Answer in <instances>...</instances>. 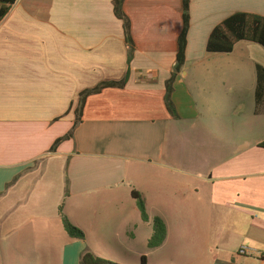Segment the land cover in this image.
I'll list each match as a JSON object with an SVG mask.
<instances>
[{
    "label": "crops",
    "instance_id": "1",
    "mask_svg": "<svg viewBox=\"0 0 264 264\" xmlns=\"http://www.w3.org/2000/svg\"><path fill=\"white\" fill-rule=\"evenodd\" d=\"M114 1L17 0L0 20V264H264V48L205 49L264 0H188L172 112L183 1L124 0L127 31Z\"/></svg>",
    "mask_w": 264,
    "mask_h": 264
},
{
    "label": "trees",
    "instance_id": "2",
    "mask_svg": "<svg viewBox=\"0 0 264 264\" xmlns=\"http://www.w3.org/2000/svg\"><path fill=\"white\" fill-rule=\"evenodd\" d=\"M16 1L17 0H0V20L4 18V16L7 14L9 9L15 4ZM123 1L124 0L114 1L113 4L114 15L118 19L123 20L124 29L127 31L128 22L121 13V5ZM182 1H183V28L178 38V51L176 55V63L173 67V72L171 74V77L169 78L166 84L165 101L167 108L171 112L173 111V109L169 101V96L172 91V84L176 77V74L179 72L181 66L184 64V50L186 44L185 37L188 28V0H182ZM239 41L253 42L264 48V18L258 15L241 13V12L231 14L211 30L206 42L205 49L206 52L208 53H230L234 47V44ZM125 80L126 78H124V80L119 84L102 83L97 87H95L94 89L84 91L80 95L79 108H81L84 98L87 97L88 95L92 93H97L101 89L106 87L121 86L125 82ZM77 123L78 121L76 120L75 124L72 127V130L68 134L54 141L53 145L50 148V152H54L57 146L61 142L72 137V131L77 125ZM132 194L137 198V206L142 220L146 221L147 215L142 200L139 198V196L135 194V192H132ZM59 211L61 212V206L59 207ZM62 222L65 231L72 238H76L79 240H82L84 238L83 233L74 226H72L64 216H62ZM164 238H165L164 225L160 219L155 218L153 220V234L150 240L148 241V247L149 248L158 247L159 245L162 244ZM79 264H118V263L96 257L93 254H91L89 251L85 250L80 255ZM142 264H145L144 257L142 258Z\"/></svg>",
    "mask_w": 264,
    "mask_h": 264
},
{
    "label": "built area",
    "instance_id": "3",
    "mask_svg": "<svg viewBox=\"0 0 264 264\" xmlns=\"http://www.w3.org/2000/svg\"><path fill=\"white\" fill-rule=\"evenodd\" d=\"M238 254L242 256L250 255L252 254V250L246 248V247H241L238 249Z\"/></svg>",
    "mask_w": 264,
    "mask_h": 264
}]
</instances>
